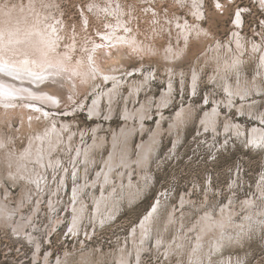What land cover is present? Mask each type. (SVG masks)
I'll list each match as a JSON object with an SVG mask.
<instances>
[{"label":"rangeland","instance_id":"374dc122","mask_svg":"<svg viewBox=\"0 0 264 264\" xmlns=\"http://www.w3.org/2000/svg\"><path fill=\"white\" fill-rule=\"evenodd\" d=\"M85 1L63 0L60 4L61 11L64 12L61 16L64 17L65 23L70 28L69 32L82 28V32L95 34L97 28H101L93 14L90 15L89 23L83 20V7L89 4ZM121 1L120 18L125 19L129 26H133L132 29L136 30L140 39L149 43L152 52L149 57L144 59L139 56L138 58L128 51L123 54L113 51L114 57L112 58L116 59L119 67L125 68V71L130 69L133 72V68H136V76H133L132 80L146 82L145 77L149 73L150 81L147 82L139 95H134L135 98L137 96L135 111L143 108L144 102L150 103V99L158 100L153 108L154 111L152 110L153 116L145 118L147 124L145 131L142 133L137 131L133 135L131 140L133 148H138L142 139L148 141L153 134H156L154 132L157 131L160 121L159 111L156 107L160 103L159 99L169 91V81L174 80L173 100L163 107L166 116L163 126L166 132L158 141L157 148L153 149L155 153L151 156L148 166L141 168L143 172L147 173L146 179L138 186L141 196L138 199L129 200L125 193L124 199L117 200L115 205L109 207L107 214L103 216L105 221L89 219L87 222H83L84 228L81 224V228L75 233L71 228L70 220L73 215L71 209L61 205L56 213L50 211L47 206L51 194L48 193L44 196L45 200L42 202L41 211L36 215L37 227L33 231L36 237L32 241L26 240L17 233L12 224L6 227L0 221V264H33L35 253L41 257L36 259L38 260L35 262L37 264H45L43 259L47 254H49V260L46 261L50 264H79L80 262V264H87V262L88 264H120L117 263L120 258L127 259L129 264H136L135 262L137 264H200V262L201 264H264V139L259 138L260 141L255 142L251 139L250 132L247 138L245 134L238 132V135L232 129L227 130L228 121L241 122L249 130L261 122L253 117L242 115L240 110L229 109L225 105L219 106V117L216 116L208 122L207 125L210 127L205 124V121L208 120L203 121L204 118L209 117V112L212 113L216 108V102L210 99V96L227 99L228 83L225 82L229 80L235 82L239 79L240 74L246 76L248 80H253L257 71H264L262 66L264 27L258 26L256 23L257 20H264V16L260 15L259 0H243V7L251 6L252 14L243 17L239 26L230 22L227 13L217 16L213 22L205 23L203 16L212 14V0H203L202 6H198L195 0ZM200 8L202 14L199 13ZM116 21L119 22L117 18ZM238 40L242 42L243 53L240 52L236 44ZM233 52L241 53L243 60L230 65L227 62L232 61ZM142 59L144 63H142ZM120 60L121 62H119ZM103 62L104 65H108L105 60ZM109 67L112 65L109 64ZM139 68L145 73L139 72ZM194 76H198L197 79H194ZM262 80L260 88L264 84V77ZM65 84L61 88L66 90L68 84ZM91 86L88 85L84 89L86 91L79 94V98L85 100L83 109H78L76 106L73 114L65 115L66 111L61 112L60 118L64 117L65 120L72 121L77 131L85 129L92 131L98 123H101L106 130V136L114 135L115 129L120 130L126 123L122 117L123 99H120L118 105L113 106L116 109L110 119L106 118L110 105L105 102L102 105V115L95 119L89 109H84L87 106L90 108L95 99ZM70 90L72 91V89ZM123 90L124 94L126 92L127 95H133L128 85L124 86ZM0 92L6 91L0 88ZM75 96H77L76 93L72 92L70 101ZM126 97L124 96V100ZM256 97L262 99L256 109L263 113V93H257ZM70 101H67V107L77 103L76 99L72 103ZM163 102H165L164 99ZM189 106L194 107L192 113V108L189 109ZM181 119L183 126L170 131L173 123ZM13 122V128L18 134L17 145L21 151L27 145L25 142L28 136L26 131L28 124L19 116L14 117ZM138 122L136 120V123ZM59 124L60 121L57 125L59 126ZM4 125L5 133L9 134L12 130L11 125L8 124V121L3 123ZM78 139L79 137H75V140ZM88 141V145L91 146L93 138ZM94 153L98 160L93 161L89 169L88 177L92 179L96 176L97 170L104 169V161L109 158L111 150L106 145ZM70 155V153L67 155L68 159ZM64 160H66L65 156ZM134 169L135 173L132 178L138 180V166L136 165ZM72 178L74 177L72 176ZM54 179H57V176ZM5 181L14 193L13 202H9L10 206L18 207L19 200L22 198L21 194L24 192L23 188L21 184H14L8 178H5ZM75 182V179L68 181L65 193L60 199L65 201V204L67 202L69 206L73 204L70 200L72 198L69 197V191L73 189ZM93 190L98 192L100 199L103 200L101 188L98 186ZM89 196L90 193L88 198ZM34 198H37L36 195ZM34 198L31 197L28 202L27 197H24L26 208L29 204L26 209L27 214L32 215L35 211L34 203L36 204L37 199ZM247 199L253 201L248 203ZM157 205L158 207L155 209ZM171 208H176L175 215L180 221L184 220L183 225L180 224L176 227L172 222L167 227ZM154 209L155 229L147 241L141 240L138 243L139 247L147 244L145 249L140 248L142 254L140 253L138 256L137 246L133 245L132 241L133 231L137 229L139 237L141 236L142 223ZM207 210L216 216L225 217V221L236 219L242 221L243 227L234 230L233 233L230 228H226L230 233L223 237L225 244L219 246H216V238L210 239L209 234H212L210 231L202 242L204 244H201V248L196 252L200 232L199 221ZM235 211L237 214L234 218L230 214ZM65 215L67 219L65 223L56 225L55 221L58 217ZM156 235H161V238L163 236V241L157 242ZM185 238L186 240H184ZM128 240L131 242L130 247L126 244ZM185 241L189 242L183 246L181 243ZM192 250L196 252L193 257H191ZM83 259L84 261H81ZM39 260H42V263ZM86 260L87 262H85Z\"/></svg>","mask_w":264,"mask_h":264},{"label":"bare ground","instance_id":"6f19581e","mask_svg":"<svg viewBox=\"0 0 264 264\" xmlns=\"http://www.w3.org/2000/svg\"><path fill=\"white\" fill-rule=\"evenodd\" d=\"M86 1L89 4L83 7V20L89 23L91 21L90 15L93 14L96 17L98 25H101V28L98 27L95 34L82 32V28H80L81 30L69 32L70 28L65 23L64 17L61 16L64 13L60 8L63 0H0V88L6 91L0 92V221L6 227L12 224L13 228H16L14 230L29 241H32L36 237L33 232L35 227H37L35 223L36 215L41 211L43 207L42 202L45 200L44 196L48 193L51 194V199L47 206L50 211L56 213V211H59L61 205H64V208L71 209L70 211L73 213L70 220L72 222L71 228L75 233L81 228V224L83 227L84 221L87 222L89 219L105 221L103 220V216L107 214V211L110 209L109 207L115 205L117 200L124 199L125 193L129 200L138 199L141 196L138 186L147 177V173L143 172L142 167L148 166L151 156L155 153L153 149L157 148L158 141L161 139L163 133L166 132L163 126V120L166 117L163 111L165 108L163 107L173 100V79L168 83L170 85L169 91L165 92L159 99L160 103L156 107L160 117L157 131L154 132L156 134H153L152 138L148 141L142 139L139 142V147L133 148L131 143L133 135L137 131H140L139 133L145 131L147 128L145 118L153 116L154 112L152 110L155 108L158 100L152 101L150 99V103H143L142 110L135 111L137 96L135 98L134 95H139L147 82L150 81L149 73L145 77L147 79L146 82L143 80H132V77L136 76V68H133V72L130 69L128 71H125V68L121 69L116 59L112 58L114 57L113 51H117L119 54L128 51L137 57L145 59L150 56L152 48H150L146 40L142 41V38L140 39L136 30L132 29L133 26H129L125 19L120 18L122 13L121 0ZM195 1L199 5L201 0ZM199 13L202 14L201 8L199 9ZM116 18L119 22L116 21ZM125 29L128 30L126 31ZM141 32L143 31L141 30ZM236 44L240 52L243 53L242 42L238 40ZM97 45L100 47H97ZM155 52L158 51L155 50ZM233 53L232 61L227 62L230 65L243 60L241 53ZM262 59V66L264 67V53ZM103 60L108 65H104ZM142 63H144V60ZM109 64L112 67H109ZM139 70V72L142 71L140 68ZM144 73L145 71H142V74ZM197 77L194 76V79H197ZM263 77L264 71H257L255 79H253L254 81L246 79V76L243 74H240L239 79L235 82L230 80L224 81L228 83L227 99H218L210 96V99L216 102V108L212 113L209 112L207 119H203V121L208 120L205 121V124L207 125L216 116L218 118L220 107L225 105L229 109L240 110L242 115L253 117L261 122V124L254 125L249 130L241 122L234 123L233 121H228L227 130L232 129L237 134L238 132L245 134L247 138L250 132L252 134L251 139L255 142H259V138L264 139V112L261 113L256 109L259 103L262 102V99L256 97V94L263 93L264 96V84L260 88ZM65 83L68 84L66 90L61 88V86L66 85ZM88 85H92L95 99L90 108L87 106L84 109H89L90 114L95 119L102 115V105L104 102L110 105L106 116V118L110 119L115 112L114 109H116L113 106L118 105L120 99H123L122 117H124L126 123L120 130L115 129L114 135L106 136V130L101 123H98L92 131H87V129L77 131L72 121H67L64 117L60 118L61 112L66 111L65 115L73 114L76 106H78V109H83L85 100L80 99L79 94L86 91L84 89ZM110 85L112 86L111 88L109 87ZM126 85L131 88L133 95H127L126 92L124 94L123 87ZM69 89H72V91H69ZM72 92H75L77 96L73 97L72 101H70ZM124 96H127L125 100ZM163 99L165 102H163ZM67 101H70V103L75 101L77 103L67 107ZM53 106H60L62 108H49ZM189 109H191V113L194 111L193 106H189ZM17 116L24 119L28 124L26 127L28 136L25 142L27 145L21 151L18 148L16 140L18 134H16V129L13 128L14 117ZM182 119L176 123L172 122L173 127L170 128V131L183 126L181 123L183 122ZM136 120L139 122L136 123ZM7 121L12 129L9 134L5 133V125L3 126V123ZM59 121V126L61 125V127L57 125ZM213 125H211L212 128H214ZM75 137H79V139L75 140ZM91 138H93V143L90 146L88 145V140ZM106 145L110 147L111 153L108 156L109 158L104 161V169L102 171L97 170L94 179L89 178L88 174L92 162L98 160L94 152ZM69 153L71 155L68 159L67 155ZM136 155L138 156L135 158ZM64 156L66 160H64ZM136 165L139 169L137 170L138 180L132 178ZM56 176L57 179H54ZM5 178L12 180L14 184H21L23 188L22 191L24 192L21 194L22 198L19 200L18 207L12 208L10 206L9 202H13L14 193L10 190ZM72 179H75L76 182L73 189L69 191V197L72 198L70 200L73 203L69 206L67 202L65 204V201L60 199L65 193L68 181ZM55 185L56 187H54ZM98 186L101 188L103 200L100 199L98 192L93 190ZM89 193L90 196L88 198ZM35 195L37 198H34ZM24 197H27L28 202L31 200V197L32 199H37L36 204L34 203L35 200L33 201L35 211L32 215L26 213L29 204L26 208ZM246 201L250 203L253 200L247 199ZM157 207L158 205L155 209ZM155 209L143 221L141 236L139 237L137 229L133 231L132 241L133 245L137 246L136 251L138 252V256H140L141 249H145L147 245L143 244L142 247H139L138 243L141 240L147 241L155 229L156 215L154 216L153 214ZM176 211V208H171L167 227L172 222L176 227L180 226V224L183 225L184 220L180 221L177 218L175 215ZM229 211L231 210L229 209ZM236 214L237 212L235 211L230 215L235 218ZM227 215L229 216V214ZM66 220L65 215L58 217L55 222L58 225L65 223ZM199 223L200 232L198 235L199 241L196 244L198 245L196 252L201 248V244H204L202 242H204L205 237L210 231L212 232V234H209L210 239L216 238V246H219L225 244L223 243V237L227 233H230V231L233 233L234 230L243 227L242 221L237 219L225 221V217L216 216L208 212V210L205 211L204 215L202 214ZM226 228H230V231ZM190 230L188 231L190 232ZM160 236H155L157 242L163 241V236L162 238ZM188 242L185 241L181 244L184 246ZM126 244L130 247L131 242L128 240ZM196 252L192 250L191 257ZM34 258L35 262H37L38 260L36 259H40L41 257H38L37 253H35ZM43 260H45V264H50L46 261L49 260V254ZM59 260L62 262L61 259ZM41 261L39 260V262ZM81 261H84V259ZM35 262L33 264H37ZM118 262L120 264H129L128 260L124 258H120ZM135 263L137 264V262Z\"/></svg>","mask_w":264,"mask_h":264},{"label":"snow or ice","instance_id":"6c2138e0","mask_svg":"<svg viewBox=\"0 0 264 264\" xmlns=\"http://www.w3.org/2000/svg\"><path fill=\"white\" fill-rule=\"evenodd\" d=\"M202 3L203 0L198 6H202ZM211 9V15L205 14L203 16L205 23L213 22L217 16H223L227 13L230 22L239 26L243 17L252 14V7L244 8L243 0H212ZM259 9L261 10L260 15L264 16V0H259ZM256 23L258 26L264 27V20H257ZM125 30L127 31L128 29ZM205 35H208V33H205ZM97 47L100 46L97 45Z\"/></svg>","mask_w":264,"mask_h":264},{"label":"water","instance_id":"95a60500","mask_svg":"<svg viewBox=\"0 0 264 264\" xmlns=\"http://www.w3.org/2000/svg\"><path fill=\"white\" fill-rule=\"evenodd\" d=\"M49 108H58V109H60V108H62V107H60V106L54 107V106H53V107H49Z\"/></svg>","mask_w":264,"mask_h":264}]
</instances>
